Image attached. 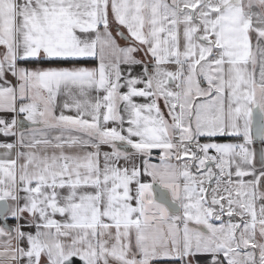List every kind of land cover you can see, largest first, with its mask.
<instances>
[{
	"label": "snow or ice",
	"instance_id": "6c2138e0",
	"mask_svg": "<svg viewBox=\"0 0 264 264\" xmlns=\"http://www.w3.org/2000/svg\"><path fill=\"white\" fill-rule=\"evenodd\" d=\"M0 264H264V0H0Z\"/></svg>",
	"mask_w": 264,
	"mask_h": 264
},
{
	"label": "crops",
	"instance_id": "0c3cea01",
	"mask_svg": "<svg viewBox=\"0 0 264 264\" xmlns=\"http://www.w3.org/2000/svg\"><path fill=\"white\" fill-rule=\"evenodd\" d=\"M254 146H256V145H254Z\"/></svg>",
	"mask_w": 264,
	"mask_h": 264
}]
</instances>
